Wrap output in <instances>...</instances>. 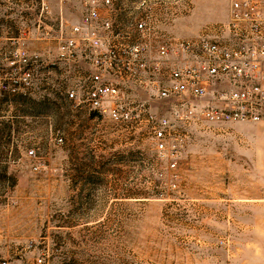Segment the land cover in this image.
Here are the masks:
<instances>
[{
    "label": "rangeland",
    "instance_id": "1",
    "mask_svg": "<svg viewBox=\"0 0 264 264\" xmlns=\"http://www.w3.org/2000/svg\"><path fill=\"white\" fill-rule=\"evenodd\" d=\"M152 2L160 40L229 37V0ZM120 8L103 17L130 28L138 15ZM84 13L82 0H0V264H264V121L181 125L174 155L145 123L74 108L64 88L91 67L58 60V17ZM18 66L32 85L10 96Z\"/></svg>",
    "mask_w": 264,
    "mask_h": 264
},
{
    "label": "built area",
    "instance_id": "2",
    "mask_svg": "<svg viewBox=\"0 0 264 264\" xmlns=\"http://www.w3.org/2000/svg\"><path fill=\"white\" fill-rule=\"evenodd\" d=\"M82 1L85 13L79 23L58 17V60L91 67L64 88L74 108L116 123H145L157 149L169 147L174 155L187 141L181 125L264 121V0H229V18L222 26L229 37L193 40L168 35L158 39L152 0ZM115 7L138 15L130 28L118 27L112 16L103 17L104 10ZM8 80V95L25 94L32 72L18 66ZM220 82L226 88L220 89ZM136 86L145 100L130 88ZM155 100L171 102L169 115L151 110ZM27 154L40 160L34 149ZM175 165L173 161L171 167Z\"/></svg>",
    "mask_w": 264,
    "mask_h": 264
}]
</instances>
